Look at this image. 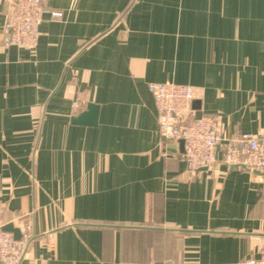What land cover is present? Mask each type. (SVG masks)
Wrapping results in <instances>:
<instances>
[{
	"label": "crops",
	"instance_id": "1",
	"mask_svg": "<svg viewBox=\"0 0 264 264\" xmlns=\"http://www.w3.org/2000/svg\"><path fill=\"white\" fill-rule=\"evenodd\" d=\"M38 46H6L0 204L21 264H238L264 253V174L193 171L162 137L153 82L195 88L225 139H264V0H42ZM59 13L60 16H54ZM99 107L94 126L74 119Z\"/></svg>",
	"mask_w": 264,
	"mask_h": 264
},
{
	"label": "built area",
	"instance_id": "2",
	"mask_svg": "<svg viewBox=\"0 0 264 264\" xmlns=\"http://www.w3.org/2000/svg\"><path fill=\"white\" fill-rule=\"evenodd\" d=\"M11 11L4 24L3 42L6 46L35 49L38 46L40 26L45 10L42 0H9ZM60 16L59 13H53ZM156 108L158 130L162 137L183 140L182 157L193 171L210 167L221 160L229 165L258 171L264 174V139L253 135L225 139L220 132L217 115L194 116L193 102L196 91L192 85L173 81L149 84ZM0 204V264H21L32 239L31 224L26 223L20 239L3 230ZM161 264H201L164 262ZM238 264H264L260 257H249Z\"/></svg>",
	"mask_w": 264,
	"mask_h": 264
},
{
	"label": "water",
	"instance_id": "3",
	"mask_svg": "<svg viewBox=\"0 0 264 264\" xmlns=\"http://www.w3.org/2000/svg\"><path fill=\"white\" fill-rule=\"evenodd\" d=\"M198 100H195L193 102V109L195 108V104L198 103ZM98 115H99V107L97 105H94L92 103H89L87 105V108L85 111L81 112L75 119L74 122L77 124H82V125H89V126H94L98 122ZM180 143L183 148L184 152V141L180 140ZM233 167H236V165H232ZM241 167L246 168L244 165ZM256 173H260L258 171H254ZM3 230L7 232H11L14 234L15 239H20L21 237V231L15 227H13L12 224L10 225H4Z\"/></svg>",
	"mask_w": 264,
	"mask_h": 264
}]
</instances>
